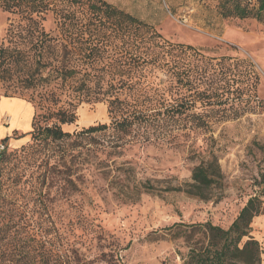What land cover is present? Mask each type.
<instances>
[{
    "label": "trees",
    "instance_id": "1",
    "mask_svg": "<svg viewBox=\"0 0 264 264\" xmlns=\"http://www.w3.org/2000/svg\"><path fill=\"white\" fill-rule=\"evenodd\" d=\"M220 10L223 18L264 23V0H220ZM0 11L12 17L0 41V90L5 98L28 95L34 108L24 135L31 142L15 151L14 160L35 166L41 160L46 190L55 184L76 191L73 177L84 151L176 139L184 129H212L215 115L236 119L258 81L249 62L210 58L170 43L106 0H0ZM100 103L107 105L109 123L64 130L77 123L82 105ZM11 136L1 140L0 160ZM256 186L259 191L227 228L207 221L166 229L183 245L185 253H177L183 264H262L264 249L253 224L264 215V173ZM224 189L219 159L211 153L194 167L185 188L176 190L219 203Z\"/></svg>",
    "mask_w": 264,
    "mask_h": 264
},
{
    "label": "rangeland",
    "instance_id": "2",
    "mask_svg": "<svg viewBox=\"0 0 264 264\" xmlns=\"http://www.w3.org/2000/svg\"><path fill=\"white\" fill-rule=\"evenodd\" d=\"M106 1L153 26L170 43L191 46L210 58L249 62L258 77L254 92L245 97L242 115L224 121L215 115L212 129H184L176 139L116 152L84 151L73 177L76 191H71L55 184L43 188L41 160L36 166L14 160L19 143L31 142L24 135L33 116L0 90V112L6 111L1 125L19 127L0 160V264H183L177 254L185 253L183 245L166 229L207 221L227 228L259 191L256 180L264 173V23L223 18L220 0ZM11 19L0 11V41ZM45 27L52 30L53 21L48 19ZM14 98L30 104L28 95ZM77 114V123L65 126L66 132L110 122L104 103L84 104ZM211 153L225 176L222 201H201L177 191ZM253 228L264 249V215Z\"/></svg>",
    "mask_w": 264,
    "mask_h": 264
},
{
    "label": "crops",
    "instance_id": "3",
    "mask_svg": "<svg viewBox=\"0 0 264 264\" xmlns=\"http://www.w3.org/2000/svg\"><path fill=\"white\" fill-rule=\"evenodd\" d=\"M12 99H14L13 101H15V106L18 108V109H21V111L22 110H26V109H28V110H30V112H31V114H32V116L34 115V110H33V107H32V105H30V104H28L27 102H25V101H23V100H20V99H16V98H12ZM1 99H0V105H1ZM14 106V107H15ZM6 113V111H2V112H0V141L2 140V139H4V138H6V137H9V136H11L12 135V133L14 132V131H18L19 129V127L18 126H14V127H12V126H10V127H3L2 125H1V118H2V116L4 115ZM31 116V117H32ZM33 119V118H32ZM31 124H32V121H31ZM31 124H30V129H31ZM27 132V131H26ZM22 144L23 143H19V145L20 146H22Z\"/></svg>",
    "mask_w": 264,
    "mask_h": 264
},
{
    "label": "built area",
    "instance_id": "4",
    "mask_svg": "<svg viewBox=\"0 0 264 264\" xmlns=\"http://www.w3.org/2000/svg\"><path fill=\"white\" fill-rule=\"evenodd\" d=\"M5 150L4 146H0V154Z\"/></svg>",
    "mask_w": 264,
    "mask_h": 264
},
{
    "label": "bare ground",
    "instance_id": "5",
    "mask_svg": "<svg viewBox=\"0 0 264 264\" xmlns=\"http://www.w3.org/2000/svg\"><path fill=\"white\" fill-rule=\"evenodd\" d=\"M19 119V118H18ZM17 121V120H16ZM19 121V120H18ZM14 124V123H13Z\"/></svg>",
    "mask_w": 264,
    "mask_h": 264
}]
</instances>
